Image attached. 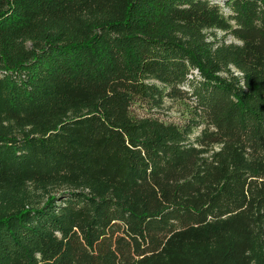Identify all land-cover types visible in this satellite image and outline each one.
<instances>
[{"label":"trees","instance_id":"16d2710c","mask_svg":"<svg viewBox=\"0 0 264 264\" xmlns=\"http://www.w3.org/2000/svg\"><path fill=\"white\" fill-rule=\"evenodd\" d=\"M222 5L0 0V264H264V0Z\"/></svg>","mask_w":264,"mask_h":264},{"label":"rangeland","instance_id":"374dc122","mask_svg":"<svg viewBox=\"0 0 264 264\" xmlns=\"http://www.w3.org/2000/svg\"><path fill=\"white\" fill-rule=\"evenodd\" d=\"M223 1L224 0H209V2L221 7V11L224 14H227L226 9L222 5ZM203 33L205 34L207 41H211L213 38L214 40L222 41L225 44L236 43L232 37H230L229 35L224 36V33L217 29L204 30ZM230 71L233 72L234 70L230 68ZM221 75L224 76V73H221ZM183 89H186V87L183 86ZM189 110L190 109L187 101L170 100L163 97L161 109L154 112H156L155 115L162 120L176 122L178 120H181L180 118L182 117H187ZM199 129L200 128L192 130L191 134L189 135V140H192L195 136H197ZM29 192H32L33 194H39L38 196L41 195L40 191L34 189L32 186H30ZM56 192H58V190H50V194H56ZM0 203H2V198H0Z\"/></svg>","mask_w":264,"mask_h":264},{"label":"built area","instance_id":"2783aa9c","mask_svg":"<svg viewBox=\"0 0 264 264\" xmlns=\"http://www.w3.org/2000/svg\"><path fill=\"white\" fill-rule=\"evenodd\" d=\"M192 74H193V75H196V71H195V70H193V71H192Z\"/></svg>","mask_w":264,"mask_h":264}]
</instances>
